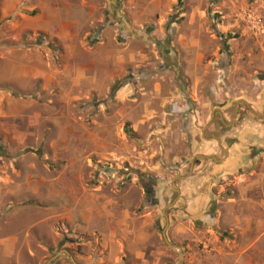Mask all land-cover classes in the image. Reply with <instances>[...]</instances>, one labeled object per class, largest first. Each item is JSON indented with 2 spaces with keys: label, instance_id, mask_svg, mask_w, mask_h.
I'll return each instance as SVG.
<instances>
[{
  "label": "rangeland",
  "instance_id": "374dc122",
  "mask_svg": "<svg viewBox=\"0 0 264 264\" xmlns=\"http://www.w3.org/2000/svg\"><path fill=\"white\" fill-rule=\"evenodd\" d=\"M40 1L18 0L4 16L0 0V66L6 57L24 73L21 88L0 84V113L8 115L0 119V202H48L61 211L66 191L77 202L85 191L115 198L122 190L137 204L136 215H151L165 264H264V155L255 153L264 128L250 115L231 123L240 99L254 100L263 88L256 75L247 94L226 80L230 68L245 69L237 58L240 27L264 47V34L241 22L248 9L262 16L264 0H76L86 23L75 24L71 46L58 34L68 40L69 21L79 19L75 0H49L56 4L48 32L28 28L38 26ZM69 52L78 61L68 62ZM129 52L143 55L138 68L125 63ZM117 57L124 59L120 67ZM245 71L253 75L254 65ZM94 74L99 92L83 80ZM232 76L237 83L244 72ZM126 85L130 91L118 99ZM216 110L230 127L212 119ZM165 217L170 230L180 226L188 235L180 245L171 242L181 256L162 240ZM57 219L53 234L64 242H40L29 264L101 256L95 237L67 233Z\"/></svg>",
  "mask_w": 264,
  "mask_h": 264
},
{
  "label": "crops",
  "instance_id": "0c3cea01",
  "mask_svg": "<svg viewBox=\"0 0 264 264\" xmlns=\"http://www.w3.org/2000/svg\"><path fill=\"white\" fill-rule=\"evenodd\" d=\"M17 3L18 0H3L2 14L8 16ZM55 4L53 2L51 3L49 0L40 1L35 10L40 13L38 20L36 21L38 26L35 24L32 25L33 27L28 28L33 31L40 30L48 32L50 29L51 17V14L48 13L50 12V8ZM70 4L79 18L80 14L78 13H80L81 10L80 4L76 0L74 5H72V3ZM261 13L264 19V9ZM81 21L86 23L84 17H81L78 20L72 19V21H69L68 29H71L72 32L67 33L66 36L68 40H66L64 36L58 34L59 39L65 40V46L68 44L71 46L70 42L72 41H74V43L76 42L79 33L76 32L75 24L80 25ZM229 28L230 26L225 27L224 25L220 27V29L225 32L229 30ZM237 28L239 29V27ZM240 31L243 37V44L241 53L237 58L240 59L242 57L244 59L246 70L251 68V65H254V74H247L246 72L248 71L242 69L243 67H232V69L230 68L226 73V80L233 91L247 94L248 92L244 89L247 90L248 87H250V81H252L253 76L256 75L257 86L259 87L260 85L263 88L261 89V92H259L260 96H257L254 100L240 99L236 106V109H238L239 106L249 107L250 111L255 114L256 111H259V104L264 102V100H261L262 97H264V47L261 45L263 43L260 39H253L244 28L240 27ZM228 44L230 45V42H228ZM189 47L191 50L196 49L197 44L193 43L191 39ZM258 49L261 51L259 52ZM129 53L130 54L126 55L125 63L134 68H138V65L142 62L141 58H143V55H136L133 52ZM4 56L10 57L12 55L8 54ZM66 56L68 62L78 61L74 52H69ZM123 64L124 59L122 57H117L115 61L116 67H120ZM234 72H244V76H238L237 83L233 82L234 77L232 75ZM31 74L32 78L38 76L36 67L32 69ZM23 78L24 73L21 65L16 64L12 66L6 61L5 57L4 65L0 66V84L21 88L20 83ZM83 80L86 83H89L88 86L93 90L95 88L97 90L99 87L96 74L90 79H87L86 76H84ZM101 87H104V85L101 84ZM125 87L126 88H122V91L118 93V99L130 91L129 85H126ZM227 106L228 104H226V107ZM236 112L237 110L232 115L231 123L238 117H235ZM144 114L147 117L146 111ZM215 115H218L220 124L225 125L222 121L221 113L218 110L212 114V119H214ZM7 117L8 115L0 113V119H6ZM231 123H226L225 126L230 127ZM209 127L213 128L212 123L209 124ZM211 139L218 145L220 144L219 139L215 137H211ZM224 152L226 153V151L222 150L223 158L225 159L227 153L225 155ZM210 157L213 156L205 158L211 159ZM218 160L220 161H212H222V159ZM192 166L193 162L191 163V167ZM190 173L191 171L189 174ZM189 174L186 175L187 178ZM12 184L13 183L10 182V185ZM34 184V187L37 190L39 184H37V182ZM31 185H33V179L31 180ZM182 194L183 193L181 192L180 196ZM70 196V191L64 193L66 201L62 202L61 211L55 209L52 206L53 203L49 204L48 202L46 207H40L37 204L24 202L23 200H19V202L14 204L11 202V205L0 202V264H21L23 261H25L26 264H29L35 260L37 249L38 247H41L40 242H50L52 244H55L56 242H64L65 239L62 238V235H58V238L56 239L53 234L54 224L58 221V217H62V221L64 225H66L65 229L67 233L75 231L87 236L90 241L92 240L91 237H95L97 241V247L95 250L100 251L99 253L101 256L92 261H79L78 264H165L166 256L159 247V236L155 229H153L154 221H152L151 215L147 214L146 217L136 215L134 209L137 204H135L132 199H124L125 195H123L122 190L118 191L117 198H107L102 196V194L99 195L85 191L83 197L80 193L79 196L81 199H78V201L75 202L73 201L74 199H68L71 198ZM178 197L179 193L177 195V198ZM181 200L182 198L179 199V202ZM168 220L171 223V219L165 217V226L167 225L166 230L168 229L167 232L165 230L167 241L170 244L172 242V244L180 245L186 240L188 235H184L185 231L182 230L180 226L172 227L171 224L172 228L170 230ZM67 237L69 239H66L68 240L66 242H69L73 238L71 235H68ZM60 238L62 239L59 241ZM88 244H90V242H88Z\"/></svg>",
  "mask_w": 264,
  "mask_h": 264
},
{
  "label": "built area",
  "instance_id": "2783aa9c",
  "mask_svg": "<svg viewBox=\"0 0 264 264\" xmlns=\"http://www.w3.org/2000/svg\"><path fill=\"white\" fill-rule=\"evenodd\" d=\"M241 22L245 27L255 35L264 34V20L262 16L254 9H248L241 15Z\"/></svg>",
  "mask_w": 264,
  "mask_h": 264
},
{
  "label": "flooded vegetation",
  "instance_id": "af4514ba",
  "mask_svg": "<svg viewBox=\"0 0 264 264\" xmlns=\"http://www.w3.org/2000/svg\"><path fill=\"white\" fill-rule=\"evenodd\" d=\"M253 114V115H251ZM242 115H250L253 118H255L257 121H259L261 124L258 125L259 128L263 127L264 128V102H261L259 104V111H256V113H252L250 111L249 107H238L237 112L235 113L236 116H242ZM214 131V128L212 129ZM261 133L258 135V137H264V130L262 129L260 131ZM210 137H216L215 135L210 136ZM257 155H264V146L263 143L260 144V147L255 151Z\"/></svg>",
  "mask_w": 264,
  "mask_h": 264
},
{
  "label": "water",
  "instance_id": "95a60500",
  "mask_svg": "<svg viewBox=\"0 0 264 264\" xmlns=\"http://www.w3.org/2000/svg\"><path fill=\"white\" fill-rule=\"evenodd\" d=\"M224 154L226 155V153L224 152ZM212 160H214V161H220V160H218V159H215L214 157H210ZM185 178H187V176H184V177H178V178H176L175 180H182V179H185ZM166 228H167V225L164 227V229H163V231H162V240H163V242L165 243V245L169 248V249H171L172 251H175L179 256H181V253H180V251L176 248V247H174L173 245H171L168 241H167V238H166V235H165V230H166ZM58 255H56L53 259H52V261L54 260V259H56V257H57ZM48 264H50V262L48 263Z\"/></svg>",
  "mask_w": 264,
  "mask_h": 264
},
{
  "label": "trees",
  "instance_id": "16d2710c",
  "mask_svg": "<svg viewBox=\"0 0 264 264\" xmlns=\"http://www.w3.org/2000/svg\"><path fill=\"white\" fill-rule=\"evenodd\" d=\"M181 4V0H177V5H180ZM36 14L35 11H32L29 15L30 16H34ZM119 87L116 85L114 87H112L111 91H110V94H113ZM15 96V94H14ZM148 193V192H147Z\"/></svg>",
  "mask_w": 264,
  "mask_h": 264
}]
</instances>
